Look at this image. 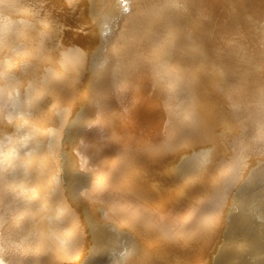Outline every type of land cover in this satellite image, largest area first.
Instances as JSON below:
<instances>
[{"label": "bare ground", "instance_id": "1", "mask_svg": "<svg viewBox=\"0 0 264 264\" xmlns=\"http://www.w3.org/2000/svg\"><path fill=\"white\" fill-rule=\"evenodd\" d=\"M0 264H264V0H0Z\"/></svg>", "mask_w": 264, "mask_h": 264}]
</instances>
